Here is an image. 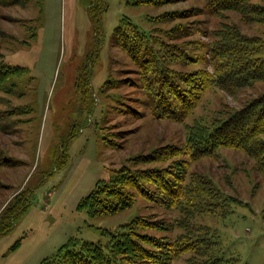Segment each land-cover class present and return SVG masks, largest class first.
Masks as SVG:
<instances>
[{
    "label": "rangeland",
    "instance_id": "1",
    "mask_svg": "<svg viewBox=\"0 0 264 264\" xmlns=\"http://www.w3.org/2000/svg\"><path fill=\"white\" fill-rule=\"evenodd\" d=\"M149 1L137 0L142 4L133 7L126 0H105L98 37L87 16L89 0H43L41 13L31 3H0V39L9 34L30 40L25 20L36 17L38 26L36 37L22 47L0 42L5 63L27 69L15 92L0 93V215L8 208L6 213L13 212L24 196L22 191L31 189L30 205L0 238V264L48 261L70 236L101 245L120 225L140 218L160 223L165 230L142 229L139 237L145 233L171 242L189 229L195 239H203L209 229L218 235L219 264H264V178L253 160L233 149L213 151L210 156L169 154V148H187L188 126L201 122L209 127L223 117L225 109L239 108L264 94V80L234 95L211 88L184 117L160 118L140 87L146 78L140 80V72L154 74L158 64L173 75L188 73L191 78L196 77L193 72L210 71L212 63L202 47L213 45L212 30L221 20L208 15L203 0ZM222 15L238 24L244 36L264 40L261 25L239 23L234 13ZM123 16L147 37L124 45L127 51L114 36ZM259 56L264 59V45ZM85 66L95 97L90 115L82 109L90 90L80 94L76 86ZM147 155L159 161L144 162ZM123 167L148 171L147 178L139 176L141 194L125 188L131 195L126 210L92 219L76 211L98 181L109 183L114 171ZM174 168L180 172L178 178L163 174L181 198L171 202L150 176L155 169ZM194 174L203 188L191 182ZM180 178L186 185L183 190L177 185ZM196 192L203 196L195 197ZM213 193L224 199L212 198ZM227 198L231 200L225 203ZM139 246L151 250L141 241ZM193 248L194 253H180L174 262L187 264L190 257L191 264H199L193 259L209 257H203L200 245Z\"/></svg>",
    "mask_w": 264,
    "mask_h": 264
},
{
    "label": "trees",
    "instance_id": "2",
    "mask_svg": "<svg viewBox=\"0 0 264 264\" xmlns=\"http://www.w3.org/2000/svg\"><path fill=\"white\" fill-rule=\"evenodd\" d=\"M147 1L151 3V1ZM203 1L208 15L217 16L221 20V23L212 30L213 35L210 38L213 45L207 49L206 46L202 47L206 50L207 57L212 63L211 70L204 69L193 72L192 75L196 76L193 78L188 73H175L173 75L164 64H158L154 74L139 71L140 80L142 77H146L145 81L141 82L140 87L143 88L144 95L151 99L158 109L160 118L175 120L184 117L192 107L200 102L202 94L211 88L228 95H234L237 90L264 80V59L259 56L264 40L244 36L238 24L228 22V17L222 15L234 13L238 16L239 23L254 22L264 27V0ZM0 3L9 6H24L31 3L33 7L38 8L39 13L42 12L43 8V0H0ZM105 3V0H89L90 6L87 9V16L93 27L95 37L100 35L102 15L103 11L106 10V5L103 8ZM126 3L133 7L142 4L138 3L137 0H126ZM36 22V17L25 20L27 24L25 29L28 31H26L27 36L29 33L30 40L21 41L13 35L6 34L3 39H0V42L6 41L14 49L24 46L23 44L26 45L36 37L38 29ZM114 36L118 38L117 45L124 47L125 50V46L129 47L136 43L137 38L147 41L144 32L130 18L125 16L120 18L119 23L114 28ZM207 45L209 44L207 43ZM128 54L130 53L128 52ZM26 70V67L23 66L6 64L3 55L0 53V93L9 95L15 92L19 86L18 80L22 74L26 73ZM90 76V70L88 66H85L76 81L80 94L86 92L87 89L90 90L82 108L87 111V115L91 114L95 105V97L90 88ZM208 125L210 128L201 122L188 126L186 130L187 148L184 150L169 148L171 150L169 154L174 157L177 154L187 152L188 156L195 157L214 155L213 151L217 152L220 149L240 150L253 160L257 172L264 178V94L250 98L239 108L225 109L222 118L214 119ZM158 158L154 159L153 156L147 155L144 162H157L159 161ZM175 168L174 171L155 169L154 174L150 176L156 185L157 183L160 185L171 202L179 201L181 198L173 192L175 190L168 180L163 179V174L169 173L172 178H178L180 172ZM184 170L186 168L183 169V172ZM139 176L147 178L148 171L138 173L135 170L132 172L126 167L115 170L114 178H110L109 183L105 184L102 181L96 183L94 189L79 201L76 211L92 219L98 215L115 214L118 211L126 210L130 204L131 195L125 191V188L130 187L141 194L143 189L139 182ZM195 177V174L190 177L191 182L196 181L199 189L203 188L202 181L194 180ZM182 178L177 184L181 186V190L184 186L186 187ZM23 191L24 196L17 200L18 207L13 212L6 213L8 208L0 215V238L13 228L15 220L31 203V189ZM193 194L195 197L203 196L201 192ZM211 195L212 198L219 201L224 199L217 193ZM147 196L149 195L147 194ZM228 200L231 199L227 198V201L225 199V203ZM5 213L9 215L4 218ZM147 228L165 230L160 223H150L142 218L132 219L128 223L120 225L117 228L118 232L110 233L108 241L101 243V245L100 243L80 242L77 236H70L64 244L57 248L50 260L44 259L40 264H141V259L152 260V264H177L174 260L178 254L189 250L194 253L193 245L196 244L201 246L200 253L203 257H209L204 261L196 258L193 259V262L219 264V260L222 261L217 255L219 240L214 231L207 229L202 234L203 239H195L188 229L187 233L175 238L174 242L171 241V243L165 237L157 238L145 233H143V237H139L138 231ZM102 233L105 235L106 231L102 230ZM139 241L148 244L151 250H144L142 246H139ZM15 248L16 245L13 246V250ZM53 260L55 262H51ZM186 260L187 264H191L192 259L190 257Z\"/></svg>",
    "mask_w": 264,
    "mask_h": 264
}]
</instances>
